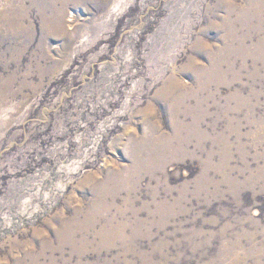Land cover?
<instances>
[{"label": "rangeland", "instance_id": "rangeland-1", "mask_svg": "<svg viewBox=\"0 0 264 264\" xmlns=\"http://www.w3.org/2000/svg\"><path fill=\"white\" fill-rule=\"evenodd\" d=\"M0 264H264V0H0Z\"/></svg>", "mask_w": 264, "mask_h": 264}, {"label": "bare ground", "instance_id": "bare-ground-1", "mask_svg": "<svg viewBox=\"0 0 264 264\" xmlns=\"http://www.w3.org/2000/svg\"><path fill=\"white\" fill-rule=\"evenodd\" d=\"M73 14L75 13V11L73 10L72 12ZM211 80V79H210ZM209 80V81H210ZM205 83V82H204ZM200 85V84H199ZM200 88V86H199ZM202 88H203V84H202ZM181 94V93H180ZM178 94V95H180ZM197 94V93H196ZM187 95V94H185ZM193 95V94H192ZM194 96V95H193ZM198 96V95H197ZM181 97V96H180ZM176 98V97H175ZM188 98V97H187ZM195 98V97H194ZM197 98V97H196ZM196 100V99H195ZM198 100V99H197ZM173 101V100H172ZM176 100L174 99V102ZM178 101V100H177ZM182 102V101H181ZM185 103V102H184ZM176 104V103H175ZM181 104V103H179ZM199 104V103H198ZM181 106V105H180ZM200 106V105H199ZM175 107V106H174ZM192 111V110H191ZM178 113H181L180 111ZM187 114V113H185ZM190 114V113H189ZM197 121H199V119H196ZM199 124H201V122H198ZM178 125V124H177ZM197 126V124H196ZM199 128V127H198ZM200 129V128H199ZM198 133V132H197ZM194 135V133H193ZM202 135V134H201ZM177 138V137H176ZM173 139V138H171ZM170 139V140H171ZM180 140V139H179ZM170 142V141H169ZM171 143V142H170ZM164 144V143H163ZM180 144V143H179ZM169 145V143H166V147ZM173 145V144H172ZM172 147V146H171ZM180 147V146H179ZM152 148V147H151ZM150 148V149H151ZM159 149V148H158ZM163 149V148H162ZM136 150V149H135ZM154 151H151V154H154L156 152H158L157 148L154 147L153 148ZM167 150V149H166ZM150 154V152H148ZM165 154V153H164ZM149 156V155H148ZM151 156V155H150ZM152 157V156H151ZM156 157V156H155ZM142 159V158H141ZM151 159H154V158H151ZM145 160V159H144ZM152 161V160H151ZM149 162V161H148ZM144 165V164H143ZM140 168V167H139ZM128 169V168H127ZM125 171V170H124ZM119 177L116 176V175H113V176H108L107 179L100 183V187L99 189H101V191L99 193H102L101 195L104 194V191L106 189H108L110 186L115 188L116 189V186L115 184V181L118 180ZM122 181V180H121ZM120 186H121V182H120ZM119 186V187H120ZM115 191V190H114ZM110 192V191H109ZM96 193V192H95ZM98 193V194H99ZM104 196V195H103ZM119 196V195H118ZM105 197V196H104ZM103 197V198H104ZM105 199V198H104ZM99 200V199H98ZM105 203H102L101 205H104ZM108 205V204H107ZM97 206V205H96ZM98 208V207H95V206H92L90 207V213L89 215L86 217V219L82 220L80 219L78 216H75L74 218L70 219V220H67V221H63V226L61 227V230H58L57 231V237H58V240H59V248H62L66 242H70L72 244V248L75 250L77 248V235L78 234H87L89 233V231H92L93 229L95 230V221H93V215H94V210ZM161 208V207H160ZM96 214V213H95ZM96 217V216H95ZM97 230V229H96ZM112 231V230H111ZM93 232V231H92ZM113 232V231H112ZM99 233V232H98ZM109 236V235H108ZM136 236V235H135ZM86 238L83 237L82 240ZM80 240V239H79ZM69 243V244H70ZM84 246L85 244H88L86 241H83L82 243ZM112 245V244H111ZM103 249V248H102Z\"/></svg>", "mask_w": 264, "mask_h": 264}]
</instances>
